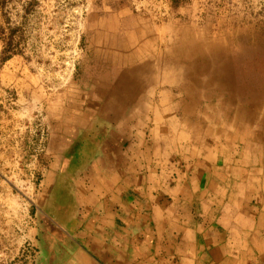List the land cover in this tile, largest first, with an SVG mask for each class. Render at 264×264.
I'll list each match as a JSON object with an SVG mask.
<instances>
[{"label": "crops", "instance_id": "crops-1", "mask_svg": "<svg viewBox=\"0 0 264 264\" xmlns=\"http://www.w3.org/2000/svg\"><path fill=\"white\" fill-rule=\"evenodd\" d=\"M204 2L151 11L167 17L99 8L87 22L28 264H264V88L234 80L197 18ZM4 46L2 86L35 92L36 74Z\"/></svg>", "mask_w": 264, "mask_h": 264}, {"label": "rangeland", "instance_id": "rangeland-1", "mask_svg": "<svg viewBox=\"0 0 264 264\" xmlns=\"http://www.w3.org/2000/svg\"><path fill=\"white\" fill-rule=\"evenodd\" d=\"M186 1L0 0L3 52L21 53L41 82L35 92L18 93L0 81V264H28L35 254L37 194L60 116L55 109L60 110L72 80L83 79L78 73L83 72L81 41L87 22L99 8H134L137 13L167 17L169 12L159 8H179ZM204 4L197 18L232 56L227 63L234 80H247L255 92L263 89L257 85L264 84V0ZM153 8L159 11L152 13ZM234 30L249 43L242 51L249 57L231 40ZM55 97L59 101H53Z\"/></svg>", "mask_w": 264, "mask_h": 264}, {"label": "bare ground", "instance_id": "bare-ground-1", "mask_svg": "<svg viewBox=\"0 0 264 264\" xmlns=\"http://www.w3.org/2000/svg\"><path fill=\"white\" fill-rule=\"evenodd\" d=\"M256 31V30H255ZM263 32H264V30H263ZM242 37V36H241ZM240 37V38H241ZM243 40H244V38H243ZM233 41V40H232ZM250 41V40H249ZM234 42V41H233ZM250 47V46H249ZM238 50H240V49H238ZM249 50V49H248ZM241 55V54H240ZM251 55V54H250ZM255 55V54H254ZM261 55V54H260ZM257 56H258V54H257ZM252 57V56H251ZM258 60V59H257Z\"/></svg>", "mask_w": 264, "mask_h": 264}]
</instances>
